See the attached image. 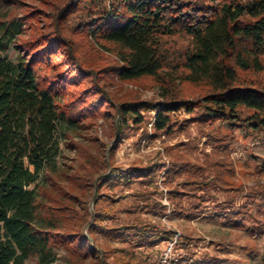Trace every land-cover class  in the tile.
Instances as JSON below:
<instances>
[{
  "label": "trees",
  "instance_id": "16d2710c",
  "mask_svg": "<svg viewBox=\"0 0 264 264\" xmlns=\"http://www.w3.org/2000/svg\"><path fill=\"white\" fill-rule=\"evenodd\" d=\"M61 3L53 18L62 31L57 26L31 42H17L23 34L24 21L10 17L16 6L14 1L0 0V264H29L31 258L35 264H51L60 247L67 250L68 264H81L83 258L93 255L88 246L93 239L89 240L81 231L89 219L83 200L67 184L59 183L51 199L56 204L49 205L42 190L53 174H60L57 157L61 141L67 134H78L92 112L101 111L98 109L101 102L102 106L108 105L104 108L110 107L115 120L113 131L119 136L145 122L142 109L154 111L152 136L170 134L175 128H185L193 122L201 128L224 123L230 130L240 128L248 134L264 130V0ZM70 21L78 31L114 55L110 78L128 82L150 78L161 88L163 103L139 98L115 99L94 82L92 73L86 74L88 69L84 70L77 60L73 61L75 71L71 74L46 70L45 66L58 63L50 61L56 58L50 54L54 47L63 46V54L71 60L76 58L69 49L71 40L63 32L69 31ZM12 46L18 49L14 56L10 54ZM61 59L57 61L62 62ZM81 73L86 74L89 83L80 91H72L83 92L87 101L81 95L76 105L66 103L64 94L71 92L67 87L81 82ZM180 110L192 117L176 124L174 119ZM108 111L103 113L107 115ZM90 162L100 168L106 166L101 160ZM87 163L88 160L81 161L75 174L84 167L86 177L92 180L93 167ZM178 164L174 160L166 175L179 174ZM219 164L223 167L222 162ZM157 166L163 165L154 163L120 174L106 173L104 178L109 184L127 183L139 175L152 179ZM75 174L73 180L78 182L79 176ZM209 176L221 182L226 180L222 171ZM53 179L58 182L55 176ZM177 192L171 190L173 196ZM73 198L83 203L81 211L76 210ZM224 205L229 212L231 200ZM116 211L100 205L90 225L110 219ZM196 211L195 214L201 215L202 210ZM130 230L135 231L139 241L148 243L165 240L172 234V230L161 229L154 223L124 222L110 227L113 235L124 239ZM181 241L187 248V239L182 236ZM94 255L96 264L129 262L116 258L109 263ZM201 264L230 263L228 258L212 256Z\"/></svg>",
  "mask_w": 264,
  "mask_h": 264
},
{
  "label": "rangeland",
  "instance_id": "374dc122",
  "mask_svg": "<svg viewBox=\"0 0 264 264\" xmlns=\"http://www.w3.org/2000/svg\"><path fill=\"white\" fill-rule=\"evenodd\" d=\"M12 1L16 6L12 8L10 17H19L24 21L23 34L17 42H31L41 33H51L57 26L62 31L60 23L55 25L53 15L64 0ZM68 29L63 32H67L66 36L71 40L69 49L75 53V60L63 54V46L56 44L57 47L50 53L56 58L50 61L58 63L45 66L46 70L52 69L59 75L71 74L75 71L73 61L77 60L84 70L88 69L86 74L92 73L94 82L115 99L139 98L163 103L161 88L154 85L150 78L134 82L110 78L114 55L94 43L86 33L78 31L73 21L68 24ZM17 51L12 46L10 54L14 56ZM58 58H62V62L57 61ZM81 74V82L67 87L71 92L64 94L66 103L76 105L81 95L83 101H87L83 92L72 91H80L89 83L86 74ZM93 94L91 92L90 96ZM102 103L98 107L101 111L90 113L87 125L80 128L78 134H67L61 141L57 157L60 174L52 173L45 190L40 186L43 194L47 195L49 205L56 204L51 203V199L59 183L67 184L81 202L83 200L89 219L81 231L89 240L93 239L88 246L96 255L109 263L122 258L129 260L128 264H155L163 242L179 231L181 240L184 236L188 241L187 248L182 245L184 251L194 259L189 264H201L212 256L228 258L230 264L264 263V130L248 134L240 128L230 130L224 123L215 122L201 128L193 122L185 128H175L170 134L152 136L155 131L151 124L154 111L142 109L145 122L119 136L113 131L115 120L110 107L104 108L108 105L102 106ZM106 110H109L107 115L103 113ZM191 117L180 110L174 120L180 124ZM208 130L210 134L207 135ZM83 160H88L87 164L93 167L92 180L86 177L84 167L78 170L79 174H75V169L81 166ZM90 160H101L106 166L100 168L97 163L91 164ZM174 160L179 162L177 169H181L180 173L168 176L166 169ZM219 162L223 163V167L219 166ZM154 163L163 166L155 168L152 179L149 175H139L127 183L109 184L104 178L106 173L120 174L129 168ZM226 167L230 168L228 172ZM215 171H222L226 180L221 182L210 178L209 175ZM74 174L85 182L84 186L79 180H73ZM54 176L58 182L54 181ZM171 190L178 192L173 196ZM229 199L231 206L227 212L224 204ZM71 201L76 210L81 211L83 203L74 198ZM100 205L117 211L110 215V219L90 225ZM128 209L134 213L128 214ZM196 210H202L201 215L195 214ZM124 222L138 225L154 223L161 229L172 230V234L165 240H154L152 243L139 241L134 230H130L126 239L113 235L110 227ZM94 253L83 258L81 264H96ZM66 257L67 250L60 247L51 264H68ZM28 263L35 264L34 259L31 258Z\"/></svg>",
  "mask_w": 264,
  "mask_h": 264
},
{
  "label": "built area",
  "instance_id": "2783aa9c",
  "mask_svg": "<svg viewBox=\"0 0 264 264\" xmlns=\"http://www.w3.org/2000/svg\"><path fill=\"white\" fill-rule=\"evenodd\" d=\"M163 247L156 255L155 264H189L194 259L188 257L181 244V233L176 231L163 242Z\"/></svg>",
  "mask_w": 264,
  "mask_h": 264
}]
</instances>
